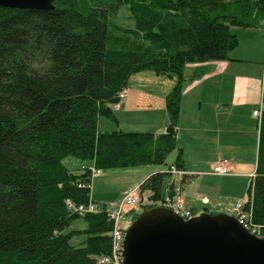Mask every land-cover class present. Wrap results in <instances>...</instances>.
I'll return each instance as SVG.
<instances>
[{"label":"trees","instance_id":"trees-1","mask_svg":"<svg viewBox=\"0 0 264 264\" xmlns=\"http://www.w3.org/2000/svg\"><path fill=\"white\" fill-rule=\"evenodd\" d=\"M122 6L133 29L114 23ZM233 28L264 29V0H53L50 11L0 7V264H99L109 254L111 220L103 212L74 213L66 201H90L91 166L166 165L176 151L167 170L184 169L177 121L185 68L230 60L238 45ZM144 71L176 79L165 98L166 131H99L100 117L117 122L111 105L119 104L129 78ZM68 161L80 164L78 170H69ZM140 187L157 202L172 187L170 175L157 172ZM247 195L254 223L264 226V112ZM78 219L86 228L66 233ZM76 235L85 239L72 246Z\"/></svg>","mask_w":264,"mask_h":264},{"label":"crops","instance_id":"crops-1","mask_svg":"<svg viewBox=\"0 0 264 264\" xmlns=\"http://www.w3.org/2000/svg\"><path fill=\"white\" fill-rule=\"evenodd\" d=\"M232 30L237 37L241 34L244 36L249 53L255 51L259 43L264 42V29L233 28ZM236 49L237 47L230 53V60L186 66L177 121V146L182 151L183 171L186 173L181 187L182 193L190 177L205 174L222 179L226 183L221 188L225 194H229L228 192H231L236 185L238 191L233 198L238 199L222 203L248 199L244 191L246 186L248 189L255 175L259 124L264 112L262 101L264 64L256 68L252 60L242 57ZM170 80L174 86L176 79L170 78ZM255 111L260 112V116H254ZM168 125L167 110H160V118H154L146 132L164 133ZM223 159L231 162L232 172L227 176L212 175L213 164ZM203 164L208 166V171L195 169L196 166ZM149 176L151 175L142 177L141 183H134L129 190L140 186ZM199 197H207L210 207L203 205ZM183 199L186 206L194 213L197 211L195 203H200L199 214L217 209V204L221 202L219 197L213 195L211 197L198 194L195 198L183 197ZM93 202L102 204L106 201Z\"/></svg>","mask_w":264,"mask_h":264},{"label":"water","instance_id":"water-1","mask_svg":"<svg viewBox=\"0 0 264 264\" xmlns=\"http://www.w3.org/2000/svg\"><path fill=\"white\" fill-rule=\"evenodd\" d=\"M0 7L50 11L53 0H0ZM123 264H264V238L223 213L203 212L184 220L155 207L126 230Z\"/></svg>","mask_w":264,"mask_h":264},{"label":"rangeland","instance_id":"rangeland-1","mask_svg":"<svg viewBox=\"0 0 264 264\" xmlns=\"http://www.w3.org/2000/svg\"><path fill=\"white\" fill-rule=\"evenodd\" d=\"M116 26L121 27L124 30L133 29L134 23L131 19V15L126 6H122L114 19ZM240 37V38H239ZM238 37L239 46H237L236 52H239L242 57L252 60L256 68L264 64V42L258 44L257 49L251 53L248 51L247 43H245L244 36L241 34ZM245 55V56H244ZM250 55V56H249ZM172 80L167 77L157 76L156 74L148 71L139 72L133 74L128 80V86L125 89V97L120 100L119 104L111 105L113 114L117 122L107 118L100 117L98 120V130L101 132H111L121 130L124 132H139L147 133L146 129L149 124L153 123V119L160 118V110H167L165 98L167 94L173 88L170 83ZM148 124V125H147ZM161 134V133H160ZM176 151L171 152L166 158V165H146L140 167L130 168H114L101 171V174L97 178H93L90 186V196L93 201L105 203L119 200L124 191H128L130 186L140 184L142 177L146 175H152L156 172H165L167 167L171 165L176 158ZM66 166L71 171L78 170L80 164L76 162L71 163L70 161L65 162ZM208 166L203 164L196 166L195 169L199 171H208ZM148 178V177H147ZM190 181L184 186L185 190L182 193L185 199L196 197V195H209L212 197H219L221 202L219 205H231L234 202L222 203L225 201H236L237 187L233 186L229 194L221 189L226 183L216 177L206 176L201 174L198 176L190 177ZM227 187V186H226ZM247 186L245 188V195ZM151 192L145 191L144 198L147 199L145 204L151 208H155V204L151 205L150 199ZM249 198L247 199L248 202ZM153 202H155L153 200ZM196 213L200 212V203H195ZM210 207V206H208ZM221 207L217 206V209L212 210L209 214L220 213ZM147 211V208L139 209L135 208V213L140 215L142 212ZM134 213V214H135ZM195 213V214H196ZM135 220V219H134ZM133 222V220H132ZM86 228V223L82 219L73 221L70 226L65 230L66 233L74 230H83ZM85 236L76 235L70 240L72 246H78L83 242Z\"/></svg>","mask_w":264,"mask_h":264},{"label":"built area","instance_id":"built-area-1","mask_svg":"<svg viewBox=\"0 0 264 264\" xmlns=\"http://www.w3.org/2000/svg\"><path fill=\"white\" fill-rule=\"evenodd\" d=\"M125 97V91L120 95V100ZM254 116H260V112H253ZM83 170L84 167H81ZM90 171L91 181L93 178H97L101 174V170H97L93 166L88 167ZM233 170L231 162L228 160H219L214 163L211 168V174L216 176H227ZM170 175V182L172 187L170 191H167L164 198L157 202L151 201V205L155 204V207H161L172 211L174 214L179 215L184 220H188L195 216V213L186 206L182 197V183L184 175L183 170L171 166L167 171ZM91 182L87 187L90 189ZM81 187V185L79 186ZM144 192L140 186H137L127 192H125L119 200L111 201L108 203H94L91 198L87 204L74 205L71 201L67 200V208L78 214L87 213H99L103 212L109 220L112 222V230L109 233L111 239V248L108 255L102 256L98 259L99 264H123V244L126 234V230L129 228L133 220L135 208L143 209L146 200L144 198ZM200 202L209 206L210 201L207 197H199ZM247 201H237L231 205L217 206L221 207L220 213L234 217L237 222L247 230L251 235L257 238H264V226L254 223L251 215V211L246 207Z\"/></svg>","mask_w":264,"mask_h":264}]
</instances>
